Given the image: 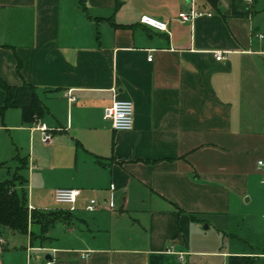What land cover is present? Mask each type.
<instances>
[{
	"label": "crops",
	"instance_id": "crops-1",
	"mask_svg": "<svg viewBox=\"0 0 264 264\" xmlns=\"http://www.w3.org/2000/svg\"><path fill=\"white\" fill-rule=\"evenodd\" d=\"M193 3L210 14L179 20L189 0H0V77L31 83L45 107L27 122L18 107L0 111L14 133L0 179L25 158L27 205L55 215L40 234L29 223L34 237L0 225L2 250L6 233L41 264H264L252 210L264 190V0ZM113 98L131 101L129 129L103 117ZM56 186L80 189L73 209L54 202ZM92 197L104 205L85 209Z\"/></svg>",
	"mask_w": 264,
	"mask_h": 264
},
{
	"label": "trees",
	"instance_id": "trees-1",
	"mask_svg": "<svg viewBox=\"0 0 264 264\" xmlns=\"http://www.w3.org/2000/svg\"><path fill=\"white\" fill-rule=\"evenodd\" d=\"M0 88L4 91L0 111L7 107H18L23 122L35 119L45 111V107L38 100L35 87L31 83L22 81L20 84H9L0 77ZM15 159L18 161V165L14 174L10 178L0 179V225L18 233H28L30 232L28 230L29 223L34 221L39 223L42 232L55 218L54 211L52 209L38 211L28 208L23 188L26 178L20 172L26 164V159L17 156ZM38 212H46L47 218L44 221H39Z\"/></svg>",
	"mask_w": 264,
	"mask_h": 264
},
{
	"label": "built area",
	"instance_id": "built-area-1",
	"mask_svg": "<svg viewBox=\"0 0 264 264\" xmlns=\"http://www.w3.org/2000/svg\"><path fill=\"white\" fill-rule=\"evenodd\" d=\"M248 1V0H247ZM210 14V10L202 11L194 6L193 0H189V5L186 9L179 10L176 17L179 20L191 19L194 16L200 14ZM140 23L152 27L158 30H164L166 28V22L156 16L148 13H141L138 17ZM256 36L263 37L261 32H256ZM214 57L216 59L222 58L223 54L220 51H214ZM150 58V55L147 57ZM66 99L71 102L74 100V95L70 92V89H66L64 93ZM103 117L106 118L110 126L113 129H129L132 122V103L126 98H113L111 102L104 107ZM35 127L40 132V138L42 141L47 142L51 137L52 127L47 126L44 122H37ZM257 167L260 168L263 176L261 181L264 182V159L258 158L256 160ZM108 188L111 190L113 184L109 183ZM80 189L75 186H57L52 191V197L55 203L65 204L68 209L74 208V201L79 195ZM104 203L98 201L95 198H89L84 208L87 210H93L97 207L103 206ZM28 206V205H27ZM30 209L31 207L28 206ZM84 255V254H83ZM44 264H50V260H45Z\"/></svg>",
	"mask_w": 264,
	"mask_h": 264
},
{
	"label": "rangeland",
	"instance_id": "rangeland-1",
	"mask_svg": "<svg viewBox=\"0 0 264 264\" xmlns=\"http://www.w3.org/2000/svg\"><path fill=\"white\" fill-rule=\"evenodd\" d=\"M255 22L256 24L258 25L259 29L262 30L264 32V9H258L256 11V16H255ZM1 121L2 122H5V119L4 117L0 116V148L4 147L5 145H8L11 147L12 149V141H14V133H12L13 130H11V128L9 126H5L7 127L8 129L5 130L4 127L1 125ZM24 148L22 149V152L24 151ZM20 151V150H19ZM14 156V153L11 154L10 156ZM9 155L7 157H4V158H11ZM3 158V159H4ZM2 160V159H0ZM10 160V159H9ZM9 163V162H8ZM15 164H9V165H6V168H7V172H8V178H10L15 170H16V167L17 165ZM3 169V170H2ZM29 169H25L24 170V173H25V177L28 179L29 176H28V172ZM5 175V168H0V178L3 177ZM45 179V178H44ZM42 179L40 180V178H37L36 181H33V188H32V194L34 195H38V192L40 190V186L38 185L37 187L36 186V183L38 184V182H46V184H49L51 181H55V174H51L49 177H47L45 180ZM17 182V181H15ZM36 182V183H35ZM41 183V184H42ZM57 187V186H56ZM29 179L27 180L26 184L24 185V190H25V196L27 198V195L29 193ZM261 192L262 194L260 195V198L258 199V204L255 206V207H252V208H255V209H252L254 211H258L256 214H254V218H255V222H257V224L260 226L263 227L264 229V190L261 189ZM253 202V201H252ZM246 206L247 205H251V201L250 202H247L245 204ZM248 206V207H249ZM71 210V209H69ZM66 212V211H65ZM64 211H58L56 213H60V214H65ZM38 219L39 221H44L45 218H47L48 214H46V212H38ZM44 215V216H43ZM47 215V216H45ZM54 215V214H53ZM41 230H36L34 234H40ZM31 236L34 237V235L32 233H30ZM263 234H264V231H263ZM4 238L7 239V250L6 249H1L0 248V264H41L39 260H37L35 257H34V253L36 251H30V257L27 258L26 257V254H25V250L24 249H21V248H12V244L15 242L14 240L15 239H11L9 238L6 233H2V235ZM20 238V236H18ZM45 262V261H44Z\"/></svg>",
	"mask_w": 264,
	"mask_h": 264
},
{
	"label": "water",
	"instance_id": "water-1",
	"mask_svg": "<svg viewBox=\"0 0 264 264\" xmlns=\"http://www.w3.org/2000/svg\"><path fill=\"white\" fill-rule=\"evenodd\" d=\"M206 2L213 8H216V0H206Z\"/></svg>",
	"mask_w": 264,
	"mask_h": 264
}]
</instances>
